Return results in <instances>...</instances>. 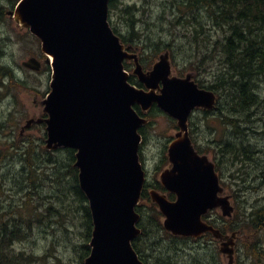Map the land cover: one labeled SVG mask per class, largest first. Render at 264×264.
<instances>
[{
	"label": "water",
	"instance_id": "1",
	"mask_svg": "<svg viewBox=\"0 0 264 264\" xmlns=\"http://www.w3.org/2000/svg\"><path fill=\"white\" fill-rule=\"evenodd\" d=\"M108 1L20 0L7 12L19 30H28L40 40L51 67L50 92L40 102L47 117L27 120L20 136L32 124L44 123L45 150H75L73 167L78 169L79 187L93 223L90 254L84 264H143L131 243L141 234L135 207L145 173L138 157V129L148 120L133 106L147 112L156 105L177 125L167 149L171 166L159 175L175 200L149 191L163 216V228L182 237L210 233L220 241L219 252L226 264H233L237 232L222 236L202 216L218 210L222 217L231 218L234 207L230 196H221L214 164L197 153L188 127L192 111L214 110L217 97L213 91L198 88L192 73L170 76L168 52L144 72L137 56L128 53L131 47L121 44L110 29ZM126 59L134 60L132 75L146 90L128 82L122 64ZM21 65L32 71L41 67L33 57Z\"/></svg>",
	"mask_w": 264,
	"mask_h": 264
},
{
	"label": "rangeland",
	"instance_id": "2",
	"mask_svg": "<svg viewBox=\"0 0 264 264\" xmlns=\"http://www.w3.org/2000/svg\"><path fill=\"white\" fill-rule=\"evenodd\" d=\"M118 1L121 5H130L136 8L144 6L145 8L144 14L138 13L136 16L137 22L133 32L135 38L130 37L132 32L122 22L116 12H112L109 15V24L112 31L114 30L119 36L123 37L127 43L139 47L137 51L141 56L140 61L143 66L148 63L152 65L157 60L159 54L165 51L163 45H169V47L176 45V48L185 47V52L171 54L170 48L166 49L170 51L171 74L183 77L187 73H192L193 75L198 73L196 68H200L204 63H200L201 59L195 57V54L192 53L193 49L186 45L187 41L183 33L179 29L175 32L172 30V34L167 31L170 29L165 22V20H168L166 16L168 12L163 15L161 10V6L165 5V0ZM167 4L169 3L166 2ZM162 25L164 31L161 33L159 28ZM210 32H213V30L211 29ZM128 40H132V42ZM156 43L163 45L154 47ZM0 53L1 65L9 67L13 81H17V85H12L10 78L4 77L0 84V149L5 152L2 161L6 182L5 188H2L3 195L0 197V203L4 208L2 212L3 221L1 222L4 223L6 221L8 212H11L12 208H20L31 197L32 206H37L39 203L42 207L29 215L26 213L24 217L22 212L19 214L20 223L24 222L25 219L31 218V231H26V239L24 241L14 245L15 251L33 254L35 258L44 257L43 261H40V263L35 261V264H75L79 257L75 249L84 243V239L80 235L84 230L79 225L78 218L73 225L66 223V226H64L57 221L54 214L44 211V208L48 205H55L57 192L56 189L46 186L41 191L42 198L40 199L38 186V176L43 171L52 170L54 162H57L59 167L68 162L66 150L55 152L43 150L45 139L44 125H32L22 134L21 140L19 141L18 139L21 126L26 120L43 118L40 102L45 99L49 92L50 66L44 62L45 57L41 54L40 45L37 41L26 30H19L9 17H0ZM30 57H35L42 63V68L39 71L32 72L21 66V62L26 61ZM211 59L213 60V58ZM128 63L126 69L131 74L133 67L131 63ZM218 67V62L215 60L212 63H205L204 69L206 70L198 73L196 81H202V86L207 87L208 84L212 83ZM260 83L261 80L258 87L262 86ZM19 85L22 86L19 87ZM156 110L149 111L147 117L150 124L142 128L145 140L141 145L140 151L143 158L142 166L149 182L157 179V168L161 166L164 146L175 133L172 120ZM207 114L204 115L203 112L197 111L190 117L191 124L193 123L190 127L192 130L191 137L197 148L204 150L205 154L209 153L208 157L215 160V164L218 161L216 172H220L226 182L230 183V190L225 195L230 196L231 205L234 210L238 211L237 217L233 222L239 225L240 220L252 210L253 206L260 204V200L264 196V180L253 182L255 175L260 174L255 167L241 168L240 164L233 166L230 158L224 155L221 156V149L217 144L220 142L225 128L215 119L216 115L214 113ZM260 116L262 119H254L255 117H253L252 123L245 125L244 133L246 139L251 143V154L254 155V158L264 170L263 112ZM259 120H261V123ZM28 152L31 154L33 161L34 185L30 189L24 190L22 188L25 185L20 178L24 173H28L27 167L29 166L24 164L25 153ZM39 158H48L50 159L49 163L53 165H44L47 162L39 163ZM19 173H22V175ZM246 180L248 182L244 183ZM258 183H260L259 186ZM11 203L12 206H9ZM149 206L150 204L147 201L140 202L141 210L145 208L147 211ZM65 228L68 229L67 232ZM256 239L260 246L264 248V230L258 233L254 240ZM159 240L162 244L160 248L165 247L168 250L171 246L168 241L171 239L165 237L163 232H161ZM204 242L206 244L204 246H193L190 242L179 245V248H186V250L179 251L173 256L174 264H226L223 257L219 254L216 255L215 249L208 245L206 241ZM245 244L244 246L241 243L237 245L236 264H251ZM213 254L214 257H212ZM168 255L172 256L171 253ZM2 264H4V261Z\"/></svg>",
	"mask_w": 264,
	"mask_h": 264
},
{
	"label": "trees",
	"instance_id": "3",
	"mask_svg": "<svg viewBox=\"0 0 264 264\" xmlns=\"http://www.w3.org/2000/svg\"><path fill=\"white\" fill-rule=\"evenodd\" d=\"M18 1L0 0V17L5 18L7 11L14 8ZM168 3L161 6L163 15L168 12L166 14L168 20L165 22L170 29L167 31L172 34V30L175 32L179 29L183 33L187 41L186 45L193 49L192 53L195 54V57L201 59L200 63H204L200 68H196L198 73L206 70L204 69L205 63H212L213 60L218 62L219 67L212 83L203 87L217 95L216 109L213 113L216 115L215 119L225 128V132L222 133L220 142L217 144L221 149V156L230 158L233 166L240 164L241 168L255 167L260 174L255 175L253 182L264 180V170L251 154L252 146L244 133L245 125L252 123L253 117L262 119L260 115L262 112L264 114V0H169ZM112 12L118 14V17L132 32L130 37L135 38L133 32L137 22L136 16L138 13H145L144 6L136 8L135 6L121 5L118 0H109L108 22H110L109 15ZM211 29L213 32H210ZM163 31L162 25L159 32ZM120 38L124 43L126 42L123 37ZM36 41L38 42V40ZM128 41L132 42V40ZM160 45L163 44L156 43L154 47ZM163 46L165 49L170 48L171 54L185 52V47ZM124 68H127L125 63ZM4 77H9L13 82L8 67L0 63V84ZM260 80L262 86L258 87ZM129 82L135 83L132 77L129 78ZM196 82L200 87L202 86V81L197 80ZM136 110L140 116H145L137 108ZM139 133L144 142L145 137L142 130ZM65 152L68 162L60 167L57 162H54V165L49 163L50 159L48 158H39V163L47 162L44 165H53L52 170L43 171L38 176L39 198H42L41 191L46 186L56 189L57 204L48 205L44 211L54 214L57 221L64 226L66 223L73 225L78 218L79 225L84 230L80 234L84 243L75 249L79 255L75 264H83L90 252L88 242L91 237L92 219L86 198L78 185L77 170L72 167L74 151L66 150ZM4 154L5 152L0 149V158H4ZM25 155L24 164L29 166H25L28 173H24L19 178L25 185L22 189L27 190L34 185V169L31 154L28 152ZM163 158L166 160L164 154ZM140 159H142L141 154ZM19 174L22 175V173ZM247 182L246 180L244 183ZM259 185L260 183H258ZM146 187L142 192L141 200L149 202ZM156 188L162 190L158 184ZM2 195L3 190L0 187V197ZM9 206H12V203ZM41 207L39 203L37 206H32L31 197H29L28 201H25L20 208H12L13 210L8 212V218L0 226V231L4 232L3 241L0 238L1 262L4 261V264H35V261H39V263L43 261L44 257L35 258L33 254H27L24 251L16 252L14 247L15 244L26 239V231H31V218L20 223L19 214L22 212L24 217L26 213L28 215L34 213ZM136 211L141 216L138 228L142 234L132 243V247L139 258L142 251L145 250L150 253V264H174L173 256L179 252V245L185 244L187 240L173 237L163 230L161 215L155 205L150 204L147 211L145 208L141 210V207L138 206ZM237 214L238 211L235 210L234 218L229 221L233 222ZM242 219L239 225H232L230 230H241L244 226L247 235L245 244L247 256L250 258L251 264H264V248L260 246L257 239L254 240L258 233L264 230V196L260 200V204L253 206L252 210ZM65 231L67 232L68 229L65 228ZM161 232L165 237L171 239L168 241V244L171 245L168 250L165 247L160 248L162 245L159 240ZM169 253L172 256L168 255Z\"/></svg>",
	"mask_w": 264,
	"mask_h": 264
},
{
	"label": "flooded vegetation",
	"instance_id": "4",
	"mask_svg": "<svg viewBox=\"0 0 264 264\" xmlns=\"http://www.w3.org/2000/svg\"><path fill=\"white\" fill-rule=\"evenodd\" d=\"M165 1L168 2L169 0H165ZM175 1H178V0H175ZM166 2H165V4H166ZM134 48L135 49L134 50H130V52L131 53H137L138 54L137 55L138 56V61L141 62L140 61L141 56L139 55V52L137 51V49L139 47L134 46ZM128 62H130L133 65V62L132 61H128ZM138 87L141 88L142 86H140V84H138ZM42 117L44 118L45 116H42ZM40 125H43V124H40ZM166 150H167V147L165 148V151ZM163 153H164V150H163ZM163 153H162V156H161V158H162L161 159V166H162L161 168L164 169V168L169 167L170 164L167 163L168 162L167 161V158H166V160H164ZM200 153H204V152L201 151ZM2 160H3V158H0V187L1 188H5V183H6L5 182V177H4L5 176V172L3 171V161ZM214 161L215 160H213V163H214V165L216 167L217 164H218V161H217V164H215ZM215 170H216V168H215ZM217 175H218V184H219V187L222 190V196H229V195H225V193L227 191L229 192V190H230V183H227L226 182V180L223 178V176H222V174L220 172L217 173ZM160 188H162V190H160V191L165 192L169 200L173 201L175 199V195L173 193L168 192V191H165L162 186H160ZM3 210H4L3 205H1V203H0V218H1V220H0V226H1V223H2L1 221H3V217H2ZM202 219H203V221L206 224L211 225L214 228H217L220 231V233H221L222 236L230 235L231 233H233L235 231V229H233V230H230V229H231V226L232 225H236V224L234 222L229 221V220L222 219L221 216L219 215L218 211H209V212H207L202 217ZM231 231H233V232H231ZM236 232H237V236H236L235 245H234V255L235 256L237 255V252H236L237 245L238 244L240 245V243H241L242 246H244L245 241H246V233H245L244 228H242L239 231L236 230ZM3 233H4L3 231H0V238L2 239V241H3V237H4L3 236ZM204 241H206L208 243V245H210L212 248L215 249V254L216 255L219 254L221 256V254L219 253L220 241L218 239H214L212 237V235H210L209 233L208 234L201 235L197 239H192L190 241V243H192L193 246H196V245H198V246H204V245H206ZM184 250H186V248H179L178 251H184ZM212 257H214V254L212 255ZM140 258H141V260L143 261L144 264H150L149 263L150 253L148 251H145V250L142 251V253L140 255ZM215 259H216V256H215ZM2 262L0 261V264H2Z\"/></svg>",
	"mask_w": 264,
	"mask_h": 264
},
{
	"label": "bare ground",
	"instance_id": "5",
	"mask_svg": "<svg viewBox=\"0 0 264 264\" xmlns=\"http://www.w3.org/2000/svg\"><path fill=\"white\" fill-rule=\"evenodd\" d=\"M244 131H245V129H244ZM262 155V154H261ZM258 159V158H257ZM263 161V160H262Z\"/></svg>",
	"mask_w": 264,
	"mask_h": 264
}]
</instances>
